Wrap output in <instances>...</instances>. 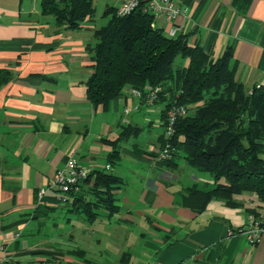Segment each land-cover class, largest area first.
Returning <instances> with one entry per match:
<instances>
[{
    "label": "crops",
    "instance_id": "obj_1",
    "mask_svg": "<svg viewBox=\"0 0 264 264\" xmlns=\"http://www.w3.org/2000/svg\"><path fill=\"white\" fill-rule=\"evenodd\" d=\"M175 1L185 14L174 23L159 22L166 34L178 28L177 35H188L190 44L200 45L214 59L231 47L236 79L247 90L264 85V0ZM120 4L121 0H94V17L71 30L58 27L52 16L28 1L0 0V264H132L136 250L145 264H264V235L251 245L236 234L248 227L249 210L264 217V204L256 196H237L241 206L234 208L214 199L201 213L179 205L162 176L169 172L155 159L163 134L154 127L162 121L125 117L130 95L142 102L132 89L107 109L87 99L85 84L94 73L88 46L109 20L105 11ZM134 106L139 109L137 102ZM127 127L130 136L119 140ZM146 133L148 140L142 137ZM116 140V146L108 143ZM114 148L119 157L112 163ZM126 155L151 162L160 173L148 178L155 192L148 191L149 200L141 196L143 206L125 207L117 199L119 214L126 209L122 217L128 223H134L137 213L147 218V202L164 209L165 224L153 220V232L137 239V248L127 245V238L98 239V244L105 240L111 246L101 252L107 257L102 255L98 263L88 258L92 244L80 237L75 225L69 234L75 247L52 245L55 238L45 237L43 228L48 221L54 228L58 225L50 217L55 219L65 205L58 192L49 190L56 171L72 157L92 172L110 165L106 171L114 174L115 164ZM114 175L123 179L120 173ZM41 189L47 190L42 197ZM78 247L86 251L85 259L69 253ZM111 249L117 253L112 255Z\"/></svg>",
    "mask_w": 264,
    "mask_h": 264
},
{
    "label": "trees",
    "instance_id": "obj_2",
    "mask_svg": "<svg viewBox=\"0 0 264 264\" xmlns=\"http://www.w3.org/2000/svg\"><path fill=\"white\" fill-rule=\"evenodd\" d=\"M148 2L142 0L127 16H119L118 7L105 11L109 20L95 32V43L88 46L94 73L85 84L87 99L94 107L107 109L132 89L148 103L149 93L161 87L155 102L164 105L161 148L169 141L175 151L167 160L156 161L159 168L175 172L183 159L214 179L211 188L195 184L176 193L178 204L196 213L214 199L234 208L241 206L236 197L248 193L264 204V85L247 90L236 79L231 47L214 59L200 45L190 44L188 35L166 34L155 25ZM40 8L58 27L71 30L81 28L95 15L94 0H41ZM178 57L187 64L174 69ZM173 106L186 107L187 114L177 120L168 140L167 114ZM129 130L127 127L119 140L129 137ZM119 140L108 143L115 145ZM118 157L114 148L112 163ZM123 185V179L111 172L93 171L80 193L62 195L63 203H72L79 213L89 207V221L94 223L100 214L93 209H106L108 217L121 211L115 192ZM249 211L260 216L256 209ZM69 253L86 258V251L79 247Z\"/></svg>",
    "mask_w": 264,
    "mask_h": 264
},
{
    "label": "rangeland",
    "instance_id": "obj_3",
    "mask_svg": "<svg viewBox=\"0 0 264 264\" xmlns=\"http://www.w3.org/2000/svg\"><path fill=\"white\" fill-rule=\"evenodd\" d=\"M27 1L30 6L37 5L38 9L40 8L41 0H25V3H27ZM186 64V60L178 57L174 62L173 68L176 69ZM136 102L139 105V109L134 108V103ZM163 108V104L159 103L149 106L148 103H142L130 95L129 105L125 107V109L128 110V114L125 113V117L128 118L135 116L136 118L143 119L144 116H151V122L155 124L156 121H161V111ZM122 110L123 108L121 107L120 111L122 112ZM128 123L129 122L126 124ZM154 130L160 134L165 133V128L160 125L156 126L155 124ZM144 136L148 140L149 135L146 133L142 137ZM132 141L133 138L130 140V142ZM125 148L131 149L129 143H126ZM112 172L114 174L120 173L123 178V188L118 189L115 192V196L118 200L124 203L125 207H132L131 205L133 204L143 206V204L140 202L141 196L144 195L142 197L149 200L150 195H147L148 191L150 190L151 192H155L153 185L148 182V178L153 179L155 174L160 173L155 165H153L151 162H146L142 159L137 160L135 157L128 155L124 157L123 162L115 164V168L112 169ZM162 176L165 182L168 183L169 188L171 187L174 193L184 191L195 184H198L200 188H211L214 182V179L210 173L200 172L188 166L183 159L180 160V168L177 171L172 173L169 172L168 175L165 174V177L164 175ZM59 195L62 197V194ZM125 197H129L131 201L126 203ZM158 206L159 205H151L150 203L146 202L144 205V211L148 217L142 218L137 213L135 214L136 218L134 219V223H128L124 221L122 216L127 214L126 209L123 211V213H117L112 217L107 216L108 212L106 209H93L94 212H98L100 214V218L94 223H91L89 221V213L87 209L89 207L84 206L80 213L77 211L69 213L67 210L73 207L72 203H65L63 207H60L61 210L54 214L55 219H53L52 216L50 217L51 223L56 220L58 221V225L54 228L51 224L49 225L48 221V223L43 228V235L47 238L51 237L50 239L55 238V240L51 241L52 245L57 244L63 250H71V247H75L76 244H72V242H70L69 234L73 231L72 225H75L77 233H79L80 237L92 244L90 247H88V258L98 263L100 262V259L103 255L101 252L104 250L107 251V247L109 246L105 240L102 242V245L98 244V239H102L103 237L110 240L127 238L125 243L132 248H137L138 246L136 245V240L140 239L143 234L148 236L150 232H153L151 230L152 226L150 224L153 220L164 225V220L161 217L164 209H161ZM68 219H70V222ZM81 244L83 245V242H81ZM86 245H88V242H86ZM109 247L111 248V246ZM112 252V255H115L117 250H112ZM112 255H110L111 258H113ZM103 257L107 256L103 255ZM132 264H145L138 250H136L135 254L133 255Z\"/></svg>",
    "mask_w": 264,
    "mask_h": 264
},
{
    "label": "built area",
    "instance_id": "obj_4",
    "mask_svg": "<svg viewBox=\"0 0 264 264\" xmlns=\"http://www.w3.org/2000/svg\"><path fill=\"white\" fill-rule=\"evenodd\" d=\"M141 1L142 0H121V4L117 9L118 15L127 16L131 14L140 6ZM148 10L154 16L155 25H158L161 20H165L168 23H174L178 17L185 14V11L182 10L175 0H149ZM177 33L178 28L175 27H172L168 32L171 37L176 36ZM161 92L162 88L157 87L149 93L147 101L150 106L155 104ZM135 95L141 97V94L136 91ZM186 114L187 108L184 106H173L169 110L167 114L168 124L166 127V136L168 140H170L174 134V126L177 120L184 117ZM174 151V147L169 141H167L159 150L155 159L160 162L165 161L171 157V154ZM110 168V165L106 166V170H110ZM91 174L92 171L80 166L76 159L72 157L68 158L63 168L57 170L54 174V179L49 186V190H54L62 195L78 194L82 191V186ZM46 192V189H41L39 196L42 197ZM60 199L61 202L64 201L63 198ZM236 234L244 236L251 245L258 244L264 235V217H256L254 214L250 215L248 227L237 230ZM230 235H234V232H230Z\"/></svg>",
    "mask_w": 264,
    "mask_h": 264
}]
</instances>
